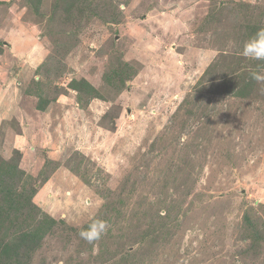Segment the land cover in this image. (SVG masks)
<instances>
[{
  "label": "rangeland",
  "instance_id": "obj_1",
  "mask_svg": "<svg viewBox=\"0 0 264 264\" xmlns=\"http://www.w3.org/2000/svg\"><path fill=\"white\" fill-rule=\"evenodd\" d=\"M260 27L264 0H0V264H264Z\"/></svg>",
  "mask_w": 264,
  "mask_h": 264
},
{
  "label": "clouds",
  "instance_id": "obj_2",
  "mask_svg": "<svg viewBox=\"0 0 264 264\" xmlns=\"http://www.w3.org/2000/svg\"><path fill=\"white\" fill-rule=\"evenodd\" d=\"M239 54L247 60L258 62V69L264 67V27L258 28L242 43ZM252 77L257 81H264V75L259 71H254ZM107 228L108 224L105 220L93 217L86 227L80 229L78 234L81 239L91 244L100 240Z\"/></svg>",
  "mask_w": 264,
  "mask_h": 264
},
{
  "label": "crops",
  "instance_id": "obj_3",
  "mask_svg": "<svg viewBox=\"0 0 264 264\" xmlns=\"http://www.w3.org/2000/svg\"><path fill=\"white\" fill-rule=\"evenodd\" d=\"M24 71H26V70H24ZM0 79H2L1 72H0ZM0 83H1V81H0ZM12 90H13V84L11 86H9V87L7 85L4 87L2 84L0 86V94L3 93L4 101H5V104L0 103V114L5 115V116H3L5 118L7 117V115L10 116V115H12L14 113L13 110H12V106H13L12 102H10L8 100L9 93Z\"/></svg>",
  "mask_w": 264,
  "mask_h": 264
},
{
  "label": "trees",
  "instance_id": "obj_4",
  "mask_svg": "<svg viewBox=\"0 0 264 264\" xmlns=\"http://www.w3.org/2000/svg\"><path fill=\"white\" fill-rule=\"evenodd\" d=\"M72 87V89H75L73 86H71Z\"/></svg>",
  "mask_w": 264,
  "mask_h": 264
}]
</instances>
